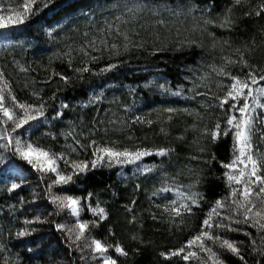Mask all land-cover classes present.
I'll list each match as a JSON object with an SVG mask.
<instances>
[{"label": "trees", "instance_id": "obj_1", "mask_svg": "<svg viewBox=\"0 0 264 264\" xmlns=\"http://www.w3.org/2000/svg\"><path fill=\"white\" fill-rule=\"evenodd\" d=\"M23 2L0 0V9L22 11ZM262 3L51 0L25 23L0 29V73L8 84L4 95L11 92L19 103L44 105V116L13 137L69 161L94 159L93 141L117 151L151 153L135 163L112 161L109 167L105 161L50 193L55 174L37 171L14 149L0 146V264H103L85 247L93 238L113 246L107 255L117 264H203L207 257L197 247L186 251H196L199 260L162 253L180 249L200 233L217 200L228 207L213 223L237 231H209L234 241L243 260L212 241L206 244L224 264H264V232L223 219H243L233 215L230 198L232 189L241 186L229 185V169L223 166L238 152L231 132L215 140L211 135L217 124L221 130L229 127V116H240L230 105L239 107L243 100L221 107L231 77L264 75V13L256 15ZM226 16L231 24L221 27ZM84 68L88 71H80ZM221 69L225 75L218 74ZM253 115L252 151L261 159L264 108L257 107ZM10 127L0 125V133ZM7 143L0 140V145ZM160 150L166 155H157ZM57 164L64 174L72 172L63 160ZM178 192L199 193L202 199L190 213L176 216L165 210L173 200L176 206L190 203ZM53 194L77 198L79 216L54 204ZM97 205L106 218L93 215ZM78 220L89 222L86 240L75 241L76 231H68ZM117 244L126 256L115 252Z\"/></svg>", "mask_w": 264, "mask_h": 264}, {"label": "snow or ice", "instance_id": "obj_2", "mask_svg": "<svg viewBox=\"0 0 264 264\" xmlns=\"http://www.w3.org/2000/svg\"><path fill=\"white\" fill-rule=\"evenodd\" d=\"M51 0H24L23 4L19 5L22 11L17 9H0V29H7L10 26L19 25L25 23L32 15H35L39 10L40 6L47 7ZM237 4L241 3L242 0H235ZM139 10V9H137ZM131 11V9H129ZM231 9H229V12ZM8 12L7 15L3 14ZM264 13V3L261 4L260 9L256 12V15ZM247 15V14H246ZM231 24V20L226 16L221 27H227ZM115 65L109 66L114 68ZM80 71H88L87 68L81 69ZM220 75H225L223 69L219 71ZM65 79L64 77H61ZM232 84L229 86V90L225 97L221 100V107L229 104L230 101L238 102L243 100V104L237 107V103H231L230 108L240 113V116L235 115L229 116L227 120L228 128L221 130L220 125H216V131L211 133L213 140L218 135H227L229 132L233 135V151L235 158L231 163L223 165L226 169H229L225 173L229 185L235 184L240 185V188H233L230 193L232 204L235 205L232 208L233 215H240L243 219L235 220L232 216H225L223 219L229 220L231 223H248L250 227L256 228L257 232H264V174L261 169L264 168V158L258 159L252 151V131L254 120L256 119L253 115L256 108H264V103H261V99L264 98V86H259V81H264V75L257 78L253 73H248L247 79H240L239 77L232 76ZM0 83H3V87L0 88V125L11 124L10 129H4L0 133V140L7 139L6 145H0L9 150L14 149L15 153L20 159L26 161L34 169L39 172L48 174L53 173L56 179L48 186V191L51 193L53 186H59L68 184L73 181V177L79 173H84L90 170V168H96L101 166L107 161V166H111V162L116 163H135L145 155H150L147 151L129 152L117 151L112 147L100 146L93 141L89 147L94 146L93 157L90 161H69L64 154H54L44 149L43 147L21 140L18 136L13 137L18 129H23L25 125H28L30 121H35L40 117L44 116V105L33 106L31 104L19 103L16 98L12 96L11 92L8 93V97L4 95L5 89L8 88V84L3 80V73H0ZM253 85H256L253 88ZM179 94V93H175ZM11 98V105L8 103V98ZM251 98V100H249ZM66 107V105H65ZM19 109V112L16 110ZM169 111H172L169 109ZM59 115V114H58ZM234 130V131H233ZM157 155H166L165 150H160L156 153ZM124 158L123 160L121 158ZM57 160H63L64 163L72 168L70 174H64L60 170ZM243 165L242 168L237 165ZM150 170V169H149ZM13 188L17 185H13ZM168 191L169 189H164ZM178 196L185 201L190 203H181L178 206L177 201H172V207L166 208V211H171L176 216L182 215V212H191V205L198 206V198L202 199L199 193L189 192H178ZM255 197V200L253 199ZM52 202L57 204L61 209L68 208L73 216H79L81 209L78 207L79 200L71 196H57L52 195ZM228 207L226 201L217 200L214 207L208 212L206 219L203 221L201 232L194 236L192 239L180 249L171 251L165 255V258L170 256H180L183 260L189 261L191 259H200L196 251H186L193 247H197L200 252L205 253L207 261H211V264H224L220 254L214 251L212 247L206 244V241H212L218 245L221 249L230 251L233 255L239 256L243 260V256L240 255V249L234 241L222 238L220 235L214 234L210 229L213 227L224 229L228 231H237L235 228H231L230 224H223L221 222L213 223V218L220 216V210ZM93 215H98L101 219L106 218L105 210L99 205L95 209H92ZM95 226V221L91 222ZM60 230H64V225L57 226ZM69 232L76 231L75 241L86 240L90 236L89 222L77 221L76 229H69ZM87 233V235H86ZM18 235H25L21 232ZM245 235H249L245 233ZM264 241V237H261ZM74 241V242H75ZM255 243V241H253ZM85 247L91 248L93 255L92 259H102L103 264H117L116 260L111 256L107 255L109 248L112 245L105 244L98 239H91L89 244ZM114 250L118 255H127V252L120 246L115 245ZM264 254V253H262ZM204 261L203 264H207Z\"/></svg>", "mask_w": 264, "mask_h": 264}, {"label": "rangeland", "instance_id": "obj_3", "mask_svg": "<svg viewBox=\"0 0 264 264\" xmlns=\"http://www.w3.org/2000/svg\"><path fill=\"white\" fill-rule=\"evenodd\" d=\"M77 217V216H76Z\"/></svg>", "mask_w": 264, "mask_h": 264}]
</instances>
